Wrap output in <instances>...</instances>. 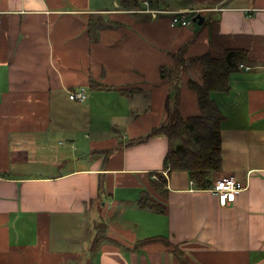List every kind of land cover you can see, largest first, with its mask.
I'll use <instances>...</instances> for the list:
<instances>
[{"label": "crops", "instance_id": "crops-1", "mask_svg": "<svg viewBox=\"0 0 264 264\" xmlns=\"http://www.w3.org/2000/svg\"><path fill=\"white\" fill-rule=\"evenodd\" d=\"M126 1L0 0V264H264V0ZM229 50L252 69L211 93L225 115L216 180L248 188L222 207L181 170L161 194L169 139L148 136L177 101L199 112L187 81Z\"/></svg>", "mask_w": 264, "mask_h": 264}, {"label": "trees", "instance_id": "trees-1", "mask_svg": "<svg viewBox=\"0 0 264 264\" xmlns=\"http://www.w3.org/2000/svg\"><path fill=\"white\" fill-rule=\"evenodd\" d=\"M142 0H129L123 3L139 4ZM155 6V0H148ZM151 5V4H150ZM152 7V6H151ZM171 17V14H168ZM193 19L196 16L190 17ZM171 20V18H170ZM248 59L245 50H229L223 56L214 57L207 53L200 58L202 68L201 80L188 79V88L195 92L199 112L184 117L180 112L179 102L170 113L167 123L156 127L148 136L163 134L169 139V149L165 158L164 169L169 170L168 176L174 171H187L191 181L198 189L207 190L212 187L215 174L222 169V123L225 115L217 103L211 98L212 92L228 93L231 90V77L240 71V64ZM173 72L162 67L161 76L167 79ZM147 138V139H148ZM146 139L133 140L131 144L141 143ZM155 187L161 194L167 186L168 176L155 174ZM165 192V191H164ZM137 206L141 209L152 208L156 211H165V205L151 201L148 196L140 198Z\"/></svg>", "mask_w": 264, "mask_h": 264}, {"label": "built area", "instance_id": "built-area-1", "mask_svg": "<svg viewBox=\"0 0 264 264\" xmlns=\"http://www.w3.org/2000/svg\"><path fill=\"white\" fill-rule=\"evenodd\" d=\"M148 4V3H146ZM216 10H222V9H216ZM148 12V11H147ZM154 16L157 15L160 12H164L167 14H171V20H170V27H187L191 25L192 20L187 17L186 12H170V11H149ZM241 68H245L246 71L250 70V67H245V65H241ZM69 98L72 101H77L80 103H83L87 100V92L85 88H81L78 91H72L69 95ZM169 170H165V176L167 177ZM193 185H195L194 182H192ZM248 188V185H245L242 182H239L235 179L233 176H224L219 179H217L211 188L208 189L211 193L216 195L219 200V204L222 207H227L230 204L234 203L237 199V194L245 191Z\"/></svg>", "mask_w": 264, "mask_h": 264}, {"label": "rangeland", "instance_id": "rangeland-1", "mask_svg": "<svg viewBox=\"0 0 264 264\" xmlns=\"http://www.w3.org/2000/svg\"><path fill=\"white\" fill-rule=\"evenodd\" d=\"M192 23H193V22H192ZM192 23H191V24H192ZM194 26L197 27L196 24H195ZM244 64H245V63H244ZM244 64H243V65H244ZM241 65H242V64H240V66H239L240 70L243 69L245 72H248V71L245 70V68H241ZM245 67H250V70L252 69L251 66H247V65H245ZM250 70H249V71H250ZM198 74L201 75V70H200V67H199V66L196 68V73L193 74V76H194L195 78H197V77H198ZM110 100H111V98H110ZM76 102H77V101H76ZM88 103H89V101H88ZM112 103H114V101H113ZM123 133H124V132H122V134H121V138H123ZM117 140H119V138H117ZM218 174H219V173H218ZM216 176H217V174H215V176H214V181H215L216 178H217ZM126 190H127L128 195H130V194H131V191H129L128 189H126Z\"/></svg>", "mask_w": 264, "mask_h": 264}, {"label": "water", "instance_id": "water-1", "mask_svg": "<svg viewBox=\"0 0 264 264\" xmlns=\"http://www.w3.org/2000/svg\"><path fill=\"white\" fill-rule=\"evenodd\" d=\"M192 21L194 23H197L198 25H202L205 21V19L203 17H201V15H197L195 18L192 19Z\"/></svg>", "mask_w": 264, "mask_h": 264}, {"label": "bare ground", "instance_id": "bare-ground-1", "mask_svg": "<svg viewBox=\"0 0 264 264\" xmlns=\"http://www.w3.org/2000/svg\"><path fill=\"white\" fill-rule=\"evenodd\" d=\"M146 3H148V2H146ZM149 4V3H148ZM148 4H146L147 6H148Z\"/></svg>", "mask_w": 264, "mask_h": 264}]
</instances>
